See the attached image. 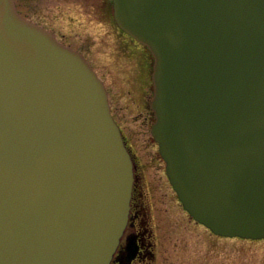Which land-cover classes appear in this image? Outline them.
<instances>
[{
  "label": "water",
  "instance_id": "95a60500",
  "mask_svg": "<svg viewBox=\"0 0 264 264\" xmlns=\"http://www.w3.org/2000/svg\"><path fill=\"white\" fill-rule=\"evenodd\" d=\"M153 56L151 135L183 209L264 240V0H112ZM134 163L83 57L0 0V264H109Z\"/></svg>",
  "mask_w": 264,
  "mask_h": 264
},
{
  "label": "rangeland",
  "instance_id": "374dc122",
  "mask_svg": "<svg viewBox=\"0 0 264 264\" xmlns=\"http://www.w3.org/2000/svg\"><path fill=\"white\" fill-rule=\"evenodd\" d=\"M82 1L15 0V4L20 16L82 54L104 84L111 114L136 157L144 194L154 207L158 264H264V241L216 237L185 214L150 132V71L142 70L128 48L131 45L121 42L122 37L106 28L96 13L88 14Z\"/></svg>",
  "mask_w": 264,
  "mask_h": 264
},
{
  "label": "flooded vegetation",
  "instance_id": "af4514ba",
  "mask_svg": "<svg viewBox=\"0 0 264 264\" xmlns=\"http://www.w3.org/2000/svg\"><path fill=\"white\" fill-rule=\"evenodd\" d=\"M87 1L90 3H86ZM82 2H85L84 5L86 7H89L88 14H97L100 16V22H102L106 28L110 27L112 32L122 37L121 42L131 45L128 46V48L132 53L137 55L142 70L150 71L152 69L153 60L148 51L141 44L116 27L111 12V0H96L95 2L93 0H83ZM143 80V77H141V83ZM151 89L152 88H150V93H152ZM139 90L142 95L144 92L143 87L141 86ZM123 136L126 146L130 149L134 159V183L130 199L128 221L109 264H158L160 259L158 248L160 247L154 221V207L153 204L150 203L147 194H144L143 177L139 170V164L124 134ZM190 220L194 222L192 218H190ZM194 223L203 228L202 225L196 222ZM206 231L210 233L208 230Z\"/></svg>",
  "mask_w": 264,
  "mask_h": 264
}]
</instances>
